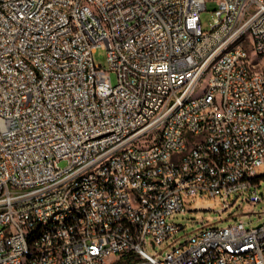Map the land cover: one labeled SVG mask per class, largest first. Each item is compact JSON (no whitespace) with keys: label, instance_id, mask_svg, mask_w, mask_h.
Wrapping results in <instances>:
<instances>
[{"label":"built area","instance_id":"2783aa9c","mask_svg":"<svg viewBox=\"0 0 264 264\" xmlns=\"http://www.w3.org/2000/svg\"><path fill=\"white\" fill-rule=\"evenodd\" d=\"M208 1L0 0V264H264V221L172 222L264 200V0Z\"/></svg>","mask_w":264,"mask_h":264},{"label":"rangeland","instance_id":"374dc122","mask_svg":"<svg viewBox=\"0 0 264 264\" xmlns=\"http://www.w3.org/2000/svg\"><path fill=\"white\" fill-rule=\"evenodd\" d=\"M216 7V2L209 0L206 3V9L200 15L201 27L207 31L212 23L213 10ZM94 65L100 67L102 70H107L106 52L104 49L98 48L92 54ZM110 80L113 84L116 82L114 73H109ZM208 77H203L195 90L194 97L204 89ZM58 166L60 168L66 167V162L61 161ZM259 196L264 197V181H262L260 188L257 190ZM237 194H231L229 202H233ZM184 213L173 217L172 222L184 226L183 234L190 235L193 230L200 228L201 223H208L210 226L223 227L234 223V220H240L246 228L254 227L264 221V200L261 203L250 205L246 201V197L240 196L236 199L233 207L226 212H221L218 200H212L209 197H203L200 202L198 198H194V202L190 198L184 200ZM181 234L180 236H183ZM148 254H164L168 248L162 246L161 248L152 249L150 246L145 247ZM118 258H112L108 264H122L119 263Z\"/></svg>","mask_w":264,"mask_h":264},{"label":"trees","instance_id":"16d2710c","mask_svg":"<svg viewBox=\"0 0 264 264\" xmlns=\"http://www.w3.org/2000/svg\"><path fill=\"white\" fill-rule=\"evenodd\" d=\"M119 263L122 264H133V257L131 255H123L119 259Z\"/></svg>","mask_w":264,"mask_h":264}]
</instances>
